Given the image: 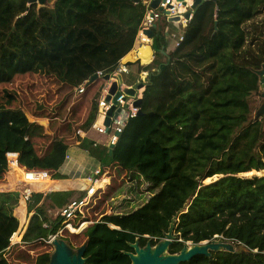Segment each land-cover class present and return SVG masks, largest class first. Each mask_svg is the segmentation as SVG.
<instances>
[{
	"label": "trees",
	"instance_id": "16d2710c",
	"mask_svg": "<svg viewBox=\"0 0 264 264\" xmlns=\"http://www.w3.org/2000/svg\"><path fill=\"white\" fill-rule=\"evenodd\" d=\"M143 1L47 0L40 6L0 0V179L8 151L20 153L23 167L50 172L69 148L79 146L129 179L109 198L114 214L84 228L86 264H131V245L136 240L142 248L149 241L155 245L176 217L180 241L170 254L188 242L219 238L234 246L182 264H264V126L252 120L260 91L257 72L264 64V0L203 1L172 51L167 36L154 27V60L149 62L145 46L139 56L148 66L127 63L147 72L141 79L142 114L128 121L111 155L110 146L78 134L93 131L104 77L135 47ZM203 62L214 70L206 84L199 76L182 82L180 75ZM41 74L51 80L42 101ZM19 81L27 82L20 102L11 88ZM30 116L48 121L50 134L30 133ZM62 179L16 184L21 192L40 193L29 199L28 213L24 202L16 211L21 226L14 241L21 242L26 229L28 243L58 231L61 210L81 199L84 194L75 191L89 185L81 189L79 179ZM203 179L207 186L200 188ZM19 196L0 195V264H10L5 252L19 229L13 215ZM50 261L51 254L44 253L35 264Z\"/></svg>",
	"mask_w": 264,
	"mask_h": 264
},
{
	"label": "built area",
	"instance_id": "2783aa9c",
	"mask_svg": "<svg viewBox=\"0 0 264 264\" xmlns=\"http://www.w3.org/2000/svg\"><path fill=\"white\" fill-rule=\"evenodd\" d=\"M152 1L153 0L143 1V4L146 7V12L142 25L136 37L135 47L132 50V52L136 55V61H142L139 56L140 49L142 47L150 45L153 41L146 32L152 31L163 15V13L159 9H152ZM192 4L193 0H161L159 8H162V10L169 12V16H166V18L168 19L173 17H179V21L172 22L174 25L187 26L188 22L192 18ZM187 12L191 13L189 18H186L185 16ZM182 40L183 34L178 36L175 46H178ZM127 63L128 61L122 59L119 62L114 73L112 75H109L110 79L109 81L105 82V85L103 87L102 96L98 105L97 119L92 127V130L97 135L104 137L103 141L96 140L98 144H103L106 146H115L128 121L131 118L137 116L138 109L134 106V103L136 99L142 97V91L144 90H137L135 97H127L124 93V89L129 87H126L123 81V83L119 86L120 96L116 99L115 109L113 111V114L110 116V124L109 126L105 125V121L108 117V112L114 106L113 97H111L109 101L107 100L111 84L114 81L118 82L119 79L123 80V75L129 74V68ZM100 75L101 73L98 74V76ZM143 75L146 77L147 73H143ZM83 91L84 86L80 88L79 92L82 93ZM78 134H80L82 137L87 136V133L82 131H79ZM29 138V135L25 137L26 140H29ZM70 159V154L66 152L63 162L69 161ZM5 160L6 171L3 176V179H0V195L5 193H19V204L16 210H18L21 202H24L25 212L28 213L27 203L32 197V195L34 193H38L39 191L36 192L29 190L30 188H27L26 191L21 192L16 188V184L18 182L24 183L27 186L43 184L46 178L49 177L50 179H52L49 175V171L27 169L26 167H23L20 163V153L16 151H8L5 155ZM18 174L19 177H17ZM8 175L13 176L14 180L11 181L8 178ZM111 179L112 176L109 167L101 166L94 174L93 178L88 179L90 181L88 187L84 190H80V192L83 193L84 196L79 200L72 201L67 207L61 210L60 217L62 219V222L58 231L53 235H49L47 238H40L36 242L51 246L55 240L64 235V232H72L76 230V228H81L86 221V210H88L89 208L94 209L96 207L97 200L99 199V197L106 191L107 188L111 186ZM13 215L19 220L20 225L18 231L15 232L14 235L10 238V248L14 245L24 244L25 237L27 234L26 229L25 234L22 237V241H14V237L20 230L21 220L15 215V213H13Z\"/></svg>",
	"mask_w": 264,
	"mask_h": 264
},
{
	"label": "rangeland",
	"instance_id": "374dc122",
	"mask_svg": "<svg viewBox=\"0 0 264 264\" xmlns=\"http://www.w3.org/2000/svg\"><path fill=\"white\" fill-rule=\"evenodd\" d=\"M49 7L51 6V3L48 4ZM168 18H166L165 15H162V18L160 19V21L158 22L159 26L166 31L167 30V23H168ZM171 42V41H170ZM174 44L172 43L170 46V51H172V48H174L175 46V40H173ZM211 63L210 62H203L197 66L192 65V73H190L189 75H180L182 82L184 81H192L193 78L196 77H200L204 84L207 83V80H209L211 78V76L214 74V70L210 69L211 67ZM40 77V80L44 83L42 86V89L40 91H38V95H39V100L42 101L44 100L47 96L46 94L49 91V88H51V80L49 79V77L44 76V74L41 75H37V78ZM38 79V81H40ZM123 81L124 84H130L132 85L134 88H137L140 84H141V80L140 78H138V74H137V69L135 70L133 67L131 68V74H125L123 75ZM46 82V83H45ZM27 82L26 81H19L17 83H15L13 85L14 88L17 93H18V101L20 102L21 97L24 96L25 94V88H26ZM50 85V86H49ZM52 89H56V87L52 86ZM263 92L260 90L259 93L256 95V100H257V107L252 115V120H261L264 126V95L262 94ZM131 99V98H130ZM30 121L31 123H33V125H31V127L36 128L37 130V136H43V135H49L50 131H49V125H48V121H44V120H37L34 119L33 117L30 116ZM2 141V139H0V142ZM248 162H249V166L252 165L253 160L251 158H248ZM1 164V163H0ZM110 173L112 176L111 179V186L109 188L106 189V191L99 197V199L97 200V205L94 209H88L85 212L86 215V221L84 224H88V227L98 223L100 220H102V218L104 216H112L114 214V208L115 206L112 205L109 202V198L110 196H112L113 193H115L117 190H119V188L121 189L122 187H124L125 185L128 184V175L126 172H122L120 170L119 167H114V166H110ZM61 168L58 170L55 168V165L53 166L52 171L49 172V175L51 176V178H55V177H72V176H64L62 174ZM86 186V185H85ZM126 187V186H125ZM85 187L81 186V189H84ZM40 193V192H39ZM49 192H44V194H47ZM106 193V195H104ZM17 207L13 210V213H16ZM177 220V217L173 219L174 223ZM175 225V223H174ZM87 227V228H88ZM111 228H113V226H110ZM77 231L80 230V228H76ZM86 229H83L81 232H71V231H66L64 232V239H62L61 237L58 238V240L60 242H65L67 243V249H69L72 254H78L79 250L83 249L85 247L86 244V238L82 235ZM173 239L172 242L174 243L175 241H180L177 239L176 233H175V228L174 231L171 233ZM79 236V237H77ZM165 239V237L163 238ZM213 241L216 242H221L224 243V245L220 246L221 251H229L228 248H230V246L233 248L234 250V246L232 244H230L229 242H226L222 239H215ZM172 243V244H173ZM171 244V245H172ZM72 246V248H71ZM171 247V246H170ZM169 247V249H170ZM55 251V247L52 244L47 245V244H40L38 242L35 243H28L25 240L24 244L21 245H14L12 246L9 250H7L5 252V257L7 258L8 262L10 264H35V260L37 259L38 256L44 254V253H50L51 256L53 254V252Z\"/></svg>",
	"mask_w": 264,
	"mask_h": 264
},
{
	"label": "water",
	"instance_id": "95a60500",
	"mask_svg": "<svg viewBox=\"0 0 264 264\" xmlns=\"http://www.w3.org/2000/svg\"><path fill=\"white\" fill-rule=\"evenodd\" d=\"M47 0H30V4L32 3H37L40 6H44ZM136 3H139L141 0H135ZM161 0H153L151 2V7L152 9H159L163 15L165 16H169V12L162 10V8H159V4H160ZM183 1V0H180ZM203 1H207V0H193V4L191 6V9H195L199 4H201ZM191 15L190 12L186 13V18H189ZM170 22H176L179 21V17H173V18H169ZM148 34V36L153 40L154 38V33L153 31H147L146 32ZM149 47V46H148ZM150 51H151V57H152V49L151 47ZM150 57V58H151ZM259 75V86H260V90L263 92L262 94L264 95V64L263 67L260 71L257 72ZM99 76L95 75L92 79V81H95ZM104 79L106 81H109L110 76L106 75L104 77ZM123 83L122 79H119V81H114L111 84V88L109 90V94L107 97V100L109 101L111 99V97H113V104L114 106L110 109V111L108 112V117L105 121V125L109 126L110 124V116L113 114V111L115 109V105H116V99L120 96V90H119V86ZM137 90H144V85L140 84L137 88H125L124 89V93L126 94L127 97H135L136 96V92ZM141 103H142V97L136 99L134 106L138 109L137 111V116H140L142 114L141 111ZM113 148L114 145L110 146V150L109 153L110 155L113 152ZM204 180H199L200 183V188L207 186L204 183ZM114 228V227H113ZM175 225L174 223H171V226L169 228V231L165 234V239L162 241H170L167 247V258H165V260L163 261H159L157 260L154 256L151 255H146L143 258H141L139 261L134 262L132 259V255L136 254L138 252V250H145L147 248H152L150 244H148L145 248H140L138 243L131 245V247L134 250V253H127L128 257L131 260V264H182L185 262H188L190 260H192L194 257L196 256H206V257H210L212 252H218L221 251L220 246L224 245V243L221 242H216V241H205L202 242L200 244H196L193 245L191 243H186L184 244L182 250L177 253V254H170L169 253V247L171 246L172 242V235L171 233L174 231ZM162 241L157 245L159 246L160 244L162 245ZM205 243L204 249L203 250H195V251H191L189 253H184V251L187 249L188 245H192V246H196V248ZM53 245L55 247V251L53 252L52 256H51V261L49 264H85L86 263V259L84 258V252H85V247L81 250H79L78 254H72V252L67 249L66 243L64 242H60L58 239L55 240L53 242ZM228 250L234 251L233 248L230 246V248H228ZM239 252L243 251V248L238 249Z\"/></svg>",
	"mask_w": 264,
	"mask_h": 264
},
{
	"label": "crops",
	"instance_id": "0c3cea01",
	"mask_svg": "<svg viewBox=\"0 0 264 264\" xmlns=\"http://www.w3.org/2000/svg\"><path fill=\"white\" fill-rule=\"evenodd\" d=\"M168 20V23H167V30L164 31L160 26L159 24L157 23L156 25V28H158L159 30H161V32H163L165 34V36H167V39H168V48L170 50V46L173 42V40H175V44H176V40L178 38V36H180L185 27L186 26H181V25H174L172 22ZM171 41V42H170ZM149 47H151L152 49V57L149 59V62L153 61L154 58H155V50L153 48V41L150 45H147ZM173 50V48H172ZM139 53H141V49L139 51ZM129 56H132L134 57V60H129ZM126 61L128 62H139L140 65H142V67H146L148 66L150 63L146 64V65H143L144 62L143 60L142 61H136V55L131 52L129 53L125 58H124ZM134 68L135 70L137 69V74H138V78H140V80H144L145 79V76L143 75V73H147L145 71H140L139 68L136 66V65H132V66H129L128 65V68H129V75L131 74V68ZM126 87H129V88H134L132 85L130 84H125ZM143 92V91H142ZM33 125V124H32ZM33 128V127H32ZM32 128L30 129V133H32L33 135L34 134H39L37 133V130L36 128H34V130H32ZM92 137L93 139L95 140H98V141H103L104 140V137L103 136H99L97 135L94 131L90 132V133H87V136L86 137ZM67 152L70 154L71 156V159L69 161H66V162H63L58 170L61 168L62 171V174L64 176H72V177H64L65 179H62V180H71V179H76L80 181V187L83 186L85 187V180L87 179H90V178H93L94 174L97 172V170L101 167V165L95 160L93 159L92 157H90V155L88 154V152L82 150L79 146H72L71 148H69L67 150ZM62 180H57V181H62ZM56 181V180H55ZM67 192H73V191H67ZM75 192H80V190L78 191H75Z\"/></svg>",
	"mask_w": 264,
	"mask_h": 264
},
{
	"label": "bare ground",
	"instance_id": "6f19581e",
	"mask_svg": "<svg viewBox=\"0 0 264 264\" xmlns=\"http://www.w3.org/2000/svg\"><path fill=\"white\" fill-rule=\"evenodd\" d=\"M85 183H86L85 185H88L90 183V181L86 179ZM86 226H88V224L82 225V227L80 228V230L78 232L83 230ZM169 242L168 241H162V245L160 244L159 246H156L154 248H147L143 251L139 249L136 254L132 255V259L134 262H137L141 258H143L144 256L151 255V256H154L157 260L163 261V260H165V258H167V247H168ZM204 246H205V243L199 245L197 248H196V246L188 245L187 249L184 251V253H189V252L195 251V250H203Z\"/></svg>",
	"mask_w": 264,
	"mask_h": 264
},
{
	"label": "flooded vegetation",
	"instance_id": "af4514ba",
	"mask_svg": "<svg viewBox=\"0 0 264 264\" xmlns=\"http://www.w3.org/2000/svg\"><path fill=\"white\" fill-rule=\"evenodd\" d=\"M162 240H164V239H161V240H160L159 242H157L155 245L152 244V241H149V242L147 243V245L150 244L151 247L154 248V247H156V246H157ZM136 243H138V245H139V247H140V242H139V240H136V242H135L134 244H136ZM66 244H67V243H66ZM147 245H146V246H147ZM146 246H145V247H146ZM145 247H144V248H145ZM71 248H72V246H71ZM140 248H142V247H140ZM129 253H130V252H129ZM131 253H134V251L131 252ZM84 258L86 259V262H87V261H88V258H87V257H84ZM85 264H86V263H85Z\"/></svg>",
	"mask_w": 264,
	"mask_h": 264
}]
</instances>
